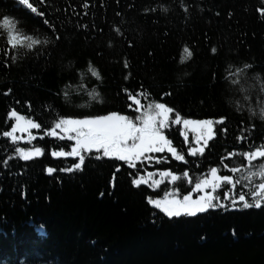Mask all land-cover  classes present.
Wrapping results in <instances>:
<instances>
[{"label":"trees","instance_id":"obj_1","mask_svg":"<svg viewBox=\"0 0 264 264\" xmlns=\"http://www.w3.org/2000/svg\"><path fill=\"white\" fill-rule=\"evenodd\" d=\"M29 3L36 13L0 0V264H264V157L247 155L264 151V0ZM161 103L183 160L165 150L133 167L81 149L76 168L80 157L61 155L74 141L52 134ZM177 113L212 121L206 145ZM205 180L214 207L156 206Z\"/></svg>","mask_w":264,"mask_h":264},{"label":"snow or ice","instance_id":"obj_2","mask_svg":"<svg viewBox=\"0 0 264 264\" xmlns=\"http://www.w3.org/2000/svg\"><path fill=\"white\" fill-rule=\"evenodd\" d=\"M21 6H26L27 9L31 10L33 13L37 12V9L29 3V0H19ZM43 15V13H39ZM7 22V17L5 18ZM139 103V101H137ZM156 115H152L151 112L147 114L146 119L143 121V126L138 127L133 123L128 117L118 115L113 113L108 116H97L94 119H84V120H64L63 124L68 126V130L75 131L78 133L77 136V146L73 148L70 152L61 153V155H68L73 157H80V163L76 164V168H80L84 163V157L81 156V149H87L89 152L93 148L99 150H104L105 156H115L120 161L132 164L133 160H138L144 157L146 153H159L167 149L171 152L176 159L183 160L184 157L179 155L174 147L171 146V141L166 138L160 127L157 126V117H162L160 124L163 127L168 126L169 114L173 111L171 108L167 107L165 104L155 105ZM15 115V113H13ZM177 124L180 123L179 114L177 113V119L175 121ZM186 125L196 124L203 125L206 128V136L204 139L205 145L207 144V139L212 137V121H184ZM223 123V121H221ZM34 127H39V125H33ZM5 135H11V133H5ZM202 137L198 136L197 140ZM23 151V150H21ZM193 155H203V149H190ZM249 159L253 158L254 155L259 157H264V151H258L257 153H248ZM25 160L29 159L27 154L23 157ZM135 167L134 164H132ZM49 172L54 171V169H49ZM170 175V173H166ZM260 175L264 177V172ZM213 176L216 179H223L224 181H230L229 176L216 177V170H213ZM177 176H172V180H177ZM135 183L139 185L141 180H136ZM211 186L213 189L216 188V184L211 181L205 180L203 184L197 183L195 185L196 189L199 191L203 187ZM260 191L264 192V184L259 185ZM241 201L245 200V196L241 194L239 196ZM212 197H201L200 201L190 202L191 198L188 196L184 197V202L179 200L170 201L169 205L164 206L163 210L167 213L169 217H178L182 212L188 215H195L197 212L206 211L209 207H214L211 203ZM157 207H160V203L157 202ZM246 208H250L253 205L245 203ZM256 207H260V203L257 202Z\"/></svg>","mask_w":264,"mask_h":264},{"label":"rangeland","instance_id":"obj_3","mask_svg":"<svg viewBox=\"0 0 264 264\" xmlns=\"http://www.w3.org/2000/svg\"><path fill=\"white\" fill-rule=\"evenodd\" d=\"M141 106V105H140ZM140 111L142 112V114H140L139 116H138V118H136V119H134V120H131L133 123H135L138 127H141V126H143V121H144V119H146V116H147V114H149V111L148 110H143L142 108H140ZM151 114L152 115H156V109L154 108V111L153 112H151ZM112 115V114H111ZM123 116V115H122ZM86 119H94V118H86ZM70 120H84V119H70ZM160 120H162V117H157V126L158 127H160L161 129H162V131H163V134H164V129H165V127H163V125L162 124H160ZM180 122L182 123V126H183V128H184V130H186V131H189V132H192L194 135H195V141L197 142V143H200V142H202V141H204V139H206L207 138V136H206V128H205V126H203V125H196V124H188V125H186L185 123H184V121H182L181 119H180ZM26 125H27V127H25V128H22V126H21V128L20 129H16V127H15V129L13 130V134L14 135H17V133H19V136H24V133H26V132H28L29 131V128H30V126H29V124H27L26 123ZM53 135H57V136H60V137H66V138H70L72 141H74V148L77 146V136H78V133L77 132H75V131H69L68 130V126L67 125H65V124H63L62 122L61 123H58L55 127H54V130H53V133H52ZM165 135V134H164ZM198 136H200V137H202L200 140H199V142H198V140H197V137ZM24 138V137H23ZM86 149V148H85ZM87 150V149H86ZM165 150H167V149H165ZM91 151H94V152H96V153H98V154H100V155H102V156H105L104 155V150L103 149H99V150H97V149H95V148H93ZM25 154H27L28 156H29V158L30 157H32V156H34V155H36V154H38V152L37 151H35V150H29V151H26V152H23L22 153V157H24V155ZM109 157H112V156H109ZM207 190H208V187H204L203 189H201V190H197L196 189V187H195V189L192 191V192H190L189 194H187V195H185V196H188V197H190L191 198V201L190 202H195V201H200V199H201V197H204L205 195H204V193L205 192H207ZM195 193V194H194ZM184 196V197H185ZM184 197L183 198H178V197H175V198H167V199H165V200H161V201H158L159 203H160V207H158L160 210H162L166 215H167V213L163 210V208H164V206H166V205H168V206H171V205H169V202L170 201H174V200H179V201H181L182 203L184 202ZM206 199V198H205ZM157 204V203H156ZM183 214H186V213H184V212H182V214L181 215H183Z\"/></svg>","mask_w":264,"mask_h":264}]
</instances>
